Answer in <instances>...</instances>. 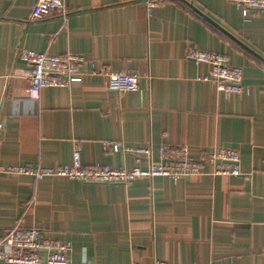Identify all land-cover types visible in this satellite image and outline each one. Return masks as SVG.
<instances>
[{"label":"crops","instance_id":"1","mask_svg":"<svg viewBox=\"0 0 264 264\" xmlns=\"http://www.w3.org/2000/svg\"><path fill=\"white\" fill-rule=\"evenodd\" d=\"M37 0H0V167L72 164L147 169L164 146L192 160L238 155L239 176L124 185L0 174V231L38 228L87 264H264V11L227 0H187L235 40L177 0H66L64 14L32 19ZM195 48L242 69L240 94L219 92ZM21 51L73 54L81 71L136 73V92L101 76L34 96ZM261 59H260V58ZM118 150H104V145ZM138 150L147 151L137 153Z\"/></svg>","mask_w":264,"mask_h":264},{"label":"built area","instance_id":"2","mask_svg":"<svg viewBox=\"0 0 264 264\" xmlns=\"http://www.w3.org/2000/svg\"><path fill=\"white\" fill-rule=\"evenodd\" d=\"M237 8L251 11H264V0H227ZM152 7L156 2L146 0ZM66 0H37L32 8V19H45L52 15L64 14ZM186 57L193 63L207 65L209 75L202 80L212 82L219 92L240 94L243 72L232 66L228 59L217 53L189 48ZM20 59L31 65L30 86L33 95L37 96L43 88H68L70 84L83 81L87 76L106 78L107 87L114 92H136L139 89L140 77L136 73H121L103 69L96 70L90 63L89 72L81 71L87 63L85 59L73 54L46 55L33 51H21ZM2 125L0 124V130ZM118 150V145L106 143L104 150ZM147 151L138 150L137 153ZM161 160L165 164L150 165L147 169L135 166L131 169H113L99 164L84 166L78 149L73 151L72 164L56 169L41 168L32 170L27 167H0V174L32 176L37 180L44 178H65L85 184L124 185L136 178L151 179L166 177L172 181H180L189 176H197L209 172L214 175L237 177L238 155L229 150H216L192 160L185 149L164 146L161 148ZM71 245L59 243L47 238L38 228H14L0 231V264H87L86 261L72 262L69 258ZM151 264H166L156 260Z\"/></svg>","mask_w":264,"mask_h":264},{"label":"water","instance_id":"3","mask_svg":"<svg viewBox=\"0 0 264 264\" xmlns=\"http://www.w3.org/2000/svg\"><path fill=\"white\" fill-rule=\"evenodd\" d=\"M181 3H183L184 5H186L188 8H190L193 12H195L198 16H200L202 19H204L205 21H207L208 23H210L211 25H213L215 28H217L219 31H221L222 33H224L225 35H227L228 37H230L231 39L235 40L231 35H229L225 30H223L221 27H219L214 21H212L207 15H205L204 13H202L200 10H198L197 8H195L193 6V4L190 1L187 0H177ZM260 58V57H259ZM261 59V58H260ZM264 62V59H261Z\"/></svg>","mask_w":264,"mask_h":264},{"label":"rangeland","instance_id":"4","mask_svg":"<svg viewBox=\"0 0 264 264\" xmlns=\"http://www.w3.org/2000/svg\"><path fill=\"white\" fill-rule=\"evenodd\" d=\"M13 228V227H12Z\"/></svg>","mask_w":264,"mask_h":264}]
</instances>
